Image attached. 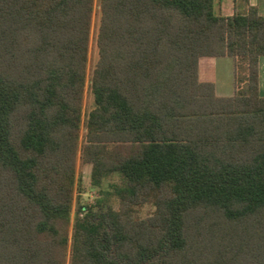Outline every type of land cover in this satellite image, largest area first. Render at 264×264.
I'll list each match as a JSON object with an SVG mask.
<instances>
[{
	"label": "trees",
	"instance_id": "obj_1",
	"mask_svg": "<svg viewBox=\"0 0 264 264\" xmlns=\"http://www.w3.org/2000/svg\"><path fill=\"white\" fill-rule=\"evenodd\" d=\"M94 2L0 0V264H264V16L248 0L232 16L99 0L82 157L101 196L70 237ZM203 57L234 59V95L200 81Z\"/></svg>",
	"mask_w": 264,
	"mask_h": 264
},
{
	"label": "rangeland",
	"instance_id": "obj_2",
	"mask_svg": "<svg viewBox=\"0 0 264 264\" xmlns=\"http://www.w3.org/2000/svg\"><path fill=\"white\" fill-rule=\"evenodd\" d=\"M221 1L215 0V12L218 15L224 16H232L235 11H243L245 8V0H235L234 7L229 6L230 1L227 2V6L224 10H221ZM232 2V1H231ZM99 0H95L94 2V11H93V19H92V29H91V37L89 43V61H88V81L85 88L84 94V102H83V120L81 123V129L79 133V145H78V154L76 158V181L73 192V206H72V219L70 225V237L72 235L73 222L75 220V216L77 214L78 208L83 205H92L96 202L98 198H100L99 188L92 184L91 174H92V165L84 162L82 153L83 147L85 144L86 137V127H85V119L86 114L94 107V97L89 89V79L92 75L93 69L98 59V50L96 47V35L98 31L99 25ZM210 58H202L200 59V79L202 81H211L212 75L214 74L213 68H205L206 62L209 61ZM208 60V61H207ZM213 67V66H212ZM206 72V73H205ZM243 72V70L241 71ZM116 177L108 178L103 183L104 191L110 190V183L115 181ZM155 207L152 204L146 203L141 206L136 207V217L139 218H147L154 213ZM70 250V248H69ZM70 252V251H69Z\"/></svg>",
	"mask_w": 264,
	"mask_h": 264
},
{
	"label": "crops",
	"instance_id": "obj_3",
	"mask_svg": "<svg viewBox=\"0 0 264 264\" xmlns=\"http://www.w3.org/2000/svg\"><path fill=\"white\" fill-rule=\"evenodd\" d=\"M228 0L221 1V10H224L228 5ZM230 5L234 7L235 0H229ZM232 1V2H231ZM252 6H256L259 9L260 15L264 16V0H248ZM210 58V62H206L205 68H213L214 74L212 75L211 81H200L209 82L215 85L216 94L220 97L232 96L235 93V77H234V59L232 57H203ZM202 59V58H201ZM208 61V60H207ZM213 66V67H212ZM259 92L260 96L264 97V56L259 60ZM206 73V72H205ZM199 77H200V61H199Z\"/></svg>",
	"mask_w": 264,
	"mask_h": 264
}]
</instances>
